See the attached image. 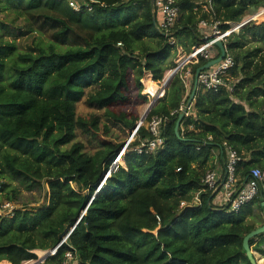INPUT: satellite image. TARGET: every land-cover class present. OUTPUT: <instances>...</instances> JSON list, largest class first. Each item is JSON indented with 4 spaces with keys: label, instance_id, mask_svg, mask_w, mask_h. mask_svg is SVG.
I'll return each mask as SVG.
<instances>
[{
    "label": "trees",
    "instance_id": "1",
    "mask_svg": "<svg viewBox=\"0 0 264 264\" xmlns=\"http://www.w3.org/2000/svg\"><path fill=\"white\" fill-rule=\"evenodd\" d=\"M78 1L87 3L79 11L70 0H0V12L12 10L28 26L19 35L40 36L34 51H20L0 35V192L7 191L8 201L15 198L6 179L48 186L47 203L17 207L13 217L0 218V262L37 259V250L56 247L73 227L48 263L61 261L73 248L80 264H251L243 239L257 228L255 206L264 215V181L256 197L234 212L213 203L216 193L202 179L215 167V150L223 165L224 143L240 157V186L252 168H264V21H249L226 37L235 59L232 93L198 88L178 137L175 124L194 85L187 93L177 73L146 117V122L168 118L163 147L150 154L135 151L152 137L141 126L124 164L106 178L124 142L98 138L99 149L85 153L75 142L76 131L95 140L100 120L78 116L76 106L88 89L94 90L91 102L132 132L138 117L112 109L129 100L131 75L147 101L141 94L145 72L160 81L176 67L173 56L181 40L189 42V51L202 44L200 20L220 22L226 32L264 8V0H204L206 10L194 0H177L174 45L154 26L153 0ZM206 63L201 57L190 63L193 76ZM104 131L109 132L105 124ZM250 245L264 257V233Z\"/></svg>",
    "mask_w": 264,
    "mask_h": 264
},
{
    "label": "built area",
    "instance_id": "2",
    "mask_svg": "<svg viewBox=\"0 0 264 264\" xmlns=\"http://www.w3.org/2000/svg\"><path fill=\"white\" fill-rule=\"evenodd\" d=\"M125 2L131 0H124ZM83 5L87 3H80L78 0H70V6L76 11H79ZM153 6L157 14L161 17L160 24L158 25L159 31L164 33L167 36H170V43L176 44V39L173 37L172 29L177 24L180 17V7L177 3V0H153ZM90 8V7H89ZM195 10L198 7L194 8ZM264 10V9H263ZM248 22V21H247ZM241 23H235L239 28ZM246 23V22H244ZM243 23V24H244ZM220 22L209 21L202 19L198 23V32L202 35L203 38L213 37L216 39H221L226 44V37L230 34L232 28L226 32H222L219 28ZM214 44L213 43H202L194 47L193 52L187 57L189 61L195 59L199 60V57L204 58L205 60H210L214 57ZM186 65H178L173 70L169 71V74H166L164 78L160 81H155L151 73H146L144 78L141 79L146 85L145 93L149 99V107H151L159 100L165 97L166 91L170 84V80L174 74L178 71L181 72L180 77L186 87V89L191 88L190 81L192 80L191 69L187 68L184 70ZM235 66V59L232 54L228 51L226 46L225 57L215 66L210 69L203 70L200 72L198 77V87L210 91H219L222 88L227 89L231 93L234 91V80L230 79V72ZM147 79V84L145 80ZM150 85V86H149ZM154 88V91H149V87ZM148 113V112H147ZM171 114H174L172 112ZM146 116L137 122L135 128L133 129L130 139L126 146H129L130 143L135 140L137 137L138 130L141 126H145L152 137L146 138L137 145L134 150L138 153H153L161 149L164 145L165 138L162 135L165 124L167 123V117L154 116L150 121L146 122ZM225 144L226 148V161L225 165L222 166V170H208L202 182L205 186L208 187L213 193H216L215 202L216 204L228 205L229 211L237 212L252 201L258 191L260 184L264 181V168L254 167L251 169L248 179L241 186L238 184L239 178L236 174V165L240 160V157L236 150H234L227 143ZM181 205H185L184 202ZM16 205L13 201L0 200V218L1 217H13L15 214ZM72 229H69L61 240V242L54 248L44 250L45 255L42 258H39L36 264H80V259L75 249L66 250L64 257L59 262L48 263V259L54 256L59 246L67 241ZM49 251L51 254L49 255ZM37 253V252H36ZM38 254V253H37ZM33 259L32 261H34ZM30 261V260H29Z\"/></svg>",
    "mask_w": 264,
    "mask_h": 264
},
{
    "label": "rangeland",
    "instance_id": "3",
    "mask_svg": "<svg viewBox=\"0 0 264 264\" xmlns=\"http://www.w3.org/2000/svg\"><path fill=\"white\" fill-rule=\"evenodd\" d=\"M195 5H199L200 7H203V10H206V4L204 0H194ZM199 7V8H200ZM264 8H261L258 10V12L250 15H246L243 19V23L247 21H264ZM263 11V12H262ZM259 17H256V16ZM242 23V24H243ZM4 24V28H0V35H4V38L8 41H13L16 43L18 49L20 51H34V43L38 41L39 39V33L37 32H30L27 33L24 36L19 35L20 31H28V26L25 25V22L21 16H18L14 11L12 10H4L0 12V26ZM240 24L239 26H241ZM235 23H232V28L235 27ZM231 28V29H232ZM239 28H235L234 30H237L235 32H238ZM44 39V37H43ZM178 40V38H176ZM193 51V48L190 50ZM190 51L188 49V43H185L183 40H181L175 48V54L173 56V61L176 63V66L178 65H186L190 63V61H186L187 57L190 55ZM166 74H169V70ZM145 76V75H144ZM144 78V77H143ZM142 82V81H141ZM147 84V79L145 80ZM143 91L141 94L146 96L147 101H143L139 95V89L135 82L134 75H131L130 78V91H129V100L126 104L123 103H117L113 106V110L116 112H127L130 117L137 116L138 121H140L142 118H144L145 115H147V110L149 108V99L147 94L145 93L146 85L143 83ZM94 90L88 89L87 94L84 98H82L76 106V113L78 116H84V117H94L97 116L100 120V130L97 139H93L91 135L84 132L82 129H77L76 131V138L75 142L81 143L84 146L83 151L85 153L94 154L100 147L99 139L102 140H108L112 141L114 143H120L124 142V145L129 141L130 134L129 130L124 127L122 123L110 120L106 118L105 116V110L98 109L94 103L91 102L89 96L93 93ZM188 93V92H187ZM184 107V106H183ZM191 111V109H190ZM190 114V113H189ZM137 121V122H138ZM104 124L109 127V132L106 133L104 131ZM99 138V139H98ZM70 146H67L65 148H69ZM122 159V158H121ZM118 161V160H117ZM220 157L218 152L215 154L214 164L215 167L210 170H219L222 168L220 165ZM118 164H123V161ZM222 170V169H221ZM110 174V173H109ZM109 176V175H108ZM6 183L11 184V188L15 189V198L13 199V203L18 208H38L44 205L48 202L47 198V191L48 186L47 183H41L40 185L34 184V183H21L20 181H8L2 180ZM7 191L0 192V200H5ZM253 221L256 223V226L259 227L262 222L264 221V215L262 212L255 206V211L253 212ZM69 229H72L71 227ZM68 229V230H69ZM67 232V231H66ZM52 250V249H51ZM38 252L40 250H37ZM255 257L257 258L259 264H264V258L261 257L260 254H258L256 251H253ZM42 253V255H41ZM41 253H36L37 259L34 261H26L23 264H36L37 260L39 258H42L44 256H48L43 251ZM51 252L49 251V255Z\"/></svg>",
    "mask_w": 264,
    "mask_h": 264
},
{
    "label": "water",
    "instance_id": "4",
    "mask_svg": "<svg viewBox=\"0 0 264 264\" xmlns=\"http://www.w3.org/2000/svg\"><path fill=\"white\" fill-rule=\"evenodd\" d=\"M246 23H244V24H246ZM154 26H155L156 29L159 30L157 22H156V18H154ZM202 42L205 43V44L211 42L215 46H217L219 48V55L217 57L209 60L206 64L202 65L201 67H199L197 69V71H196V73L194 75V90L189 95V98H188L187 102L185 103L184 107L180 110L178 119H177L176 124H175V133H176V135L178 137H181L180 126H181V123L183 121V118L186 116V114L188 113V111L190 110V108L193 105V101H194V98H195V92H196V89L198 87V77H199L200 72L203 71V70L209 69L210 67H212V66L216 65L217 63H219L225 57V54H226L225 44H224V42L221 39L208 37V38L202 39ZM261 205L264 208V200H262ZM85 212H86V209H84L81 212V216H80L79 220L83 217ZM71 228H73V227H71ZM262 233H264V224L259 226V227H257L256 229L250 231L247 235H245V237L243 239V247H244L246 255H247V257H248V259H249L251 264H259V262H258L257 258L255 257L254 252H253V250L251 248L250 240L252 238L256 237L257 235L262 234Z\"/></svg>",
    "mask_w": 264,
    "mask_h": 264
},
{
    "label": "clouds",
    "instance_id": "5",
    "mask_svg": "<svg viewBox=\"0 0 264 264\" xmlns=\"http://www.w3.org/2000/svg\"><path fill=\"white\" fill-rule=\"evenodd\" d=\"M242 26H243V24L239 27L238 30H240V28H241ZM158 28H159V27H158ZM231 28H232V26H231ZM235 31H237V30H232L230 33L235 32ZM202 43H203V42H202ZM224 44H225V43H224ZM196 46H197V45H196ZM214 46H215V45H214ZM226 46H227V45L225 44V48H226ZM227 49H228V48H227ZM190 53H191V52H190ZM199 58H200V57H199ZM198 61H199V60H198ZM198 61H195V59H192V60L190 61V63H196V62H198ZM190 63L186 64V66L184 67V70H186L187 68H190V69H191V67L189 66ZM217 64H218V63H217ZM176 67H177V66H176ZM176 67H174V68H176ZM174 68H173V69H174ZM173 69H170V70H173ZM170 70H169V71H170ZM146 73H150V72H145V74H146ZM166 73H167V72H166ZM177 73H179V71H178ZM177 73H176V74H177ZM191 73H192V72H191ZM145 74H144V75H145ZM176 74H174V75L172 76V78H173ZM180 74H181V72H180ZM165 75H166V74H165ZM143 77H144V76H143ZM172 78H171V80H172ZM180 78H181V77H180ZM142 79H143V78H142ZM171 80H170V82H171ZM181 80H182V79H181ZM192 80H193V83H191V88H192L193 85H194V76H193V74H192ZM184 86H185V85H184ZM198 86H199V85H198ZM185 88H186V87H185ZM191 88H190L189 90L186 89V91L189 93V91L191 90ZM198 88H199V87H197V89H198ZM200 88H201V87H200ZM197 89H196V90H197ZM202 89H203V88H202ZM204 90H205V89H204ZM142 91H143V90H142ZM155 104H156V103H155ZM155 104H154V105H155ZM154 105H153V106H154ZM153 106H152V107H153ZM183 106H184V105H183ZM183 106L181 107V109L183 108ZM152 107H151V108H152ZM181 109H180V110H181ZM190 109H191V108H190ZM150 110H151V109H150V107H149L148 110H147V112H148L147 115L149 114ZM189 113H191L190 110L188 111V113L186 114V116H188ZM146 117H147V116H146ZM132 131H133V130H132ZM131 133H132V132H131ZM130 135H131V134H130ZM135 139H136V138H135ZM133 141H134V140H133ZM133 141H132V142H133ZM132 142H131V143H132ZM127 143H128V142H127ZM127 143H126V145H127ZM131 143H130V144H131ZM126 145H124L123 149H122V150L118 153V155L116 156L114 162H113L112 165H111L110 171L107 173V175L105 176V178L109 175V173L111 172V170H112L116 165H123V164H124V162H123V164H116V162H117V160H118L119 158H122V161H123V155L125 154L127 148L129 147V146H126ZM122 161H121V162H122ZM225 161H226V160H225ZM225 161L223 162V165H222L221 163H220V165L224 166V165H225ZM121 162H120V163H121ZM215 198H216V195H215L214 199H215ZM214 202H215V200H214ZM215 204H216V202H215Z\"/></svg>",
    "mask_w": 264,
    "mask_h": 264
},
{
    "label": "crops",
    "instance_id": "6",
    "mask_svg": "<svg viewBox=\"0 0 264 264\" xmlns=\"http://www.w3.org/2000/svg\"><path fill=\"white\" fill-rule=\"evenodd\" d=\"M160 20H161V17L157 14V19H156L157 25L160 24ZM200 35H201V34H200ZM200 37H201V39H204V38L202 37V35H201ZM188 44H189V42H188ZM197 46H198V45H197ZM194 47H195V46L192 47L193 50H194ZM214 47H215V48H214V57H213V58L217 57V54L219 53V50H218L219 48L216 49V46H214ZM192 48H191V49H192ZM190 52H191V51H190ZM192 52H193V51H192ZM192 52H191V53H192ZM191 53H190V54H191ZM213 58H211V59H213ZM211 59H210V60H211ZM186 61H189V58H188ZM208 61H209V60H207V62H208ZM214 66H215V65H214ZM212 67H213V66H212ZM210 68H211V67H210ZM210 68H209V69H210ZM206 70H207V69H206ZM191 83H193V80L190 81V84H191ZM187 90H188V89H187ZM214 152H215V154H216V153H217V150H215ZM119 160H121V159H118V161H119ZM214 200H215V199H214ZM214 200H213V203L215 204ZM215 205H217V206H221L222 204H215ZM261 257H262V255H261ZM262 258H264V257H262ZM3 262H8V261H1L0 263H3ZM8 263H10V262H8ZM10 264H11V263H10Z\"/></svg>",
    "mask_w": 264,
    "mask_h": 264
},
{
    "label": "bare ground",
    "instance_id": "7",
    "mask_svg": "<svg viewBox=\"0 0 264 264\" xmlns=\"http://www.w3.org/2000/svg\"><path fill=\"white\" fill-rule=\"evenodd\" d=\"M264 11V10H263ZM262 11V12H263ZM120 45H121V43H119ZM150 86V85H149ZM148 86V87H149ZM149 91H151V92H153L154 91V88H152V87H149ZM41 251H43L44 252V250H40L39 252L38 251H36L37 253H41ZM44 253H46V252H44ZM41 255H42V253H41Z\"/></svg>",
    "mask_w": 264,
    "mask_h": 264
}]
</instances>
